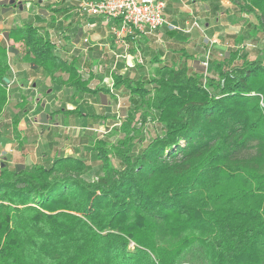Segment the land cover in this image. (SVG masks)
Here are the masks:
<instances>
[{"label": "trees", "instance_id": "obj_1", "mask_svg": "<svg viewBox=\"0 0 264 264\" xmlns=\"http://www.w3.org/2000/svg\"><path fill=\"white\" fill-rule=\"evenodd\" d=\"M232 1L244 28L224 49L203 35L157 47L131 69L119 64L115 93L92 90L93 72L42 25L8 29L23 61L71 90L75 108L56 105L66 114L83 115V96L101 89L128 105L98 115L110 117L105 134L116 131L82 139L89 157L0 161V264H264V0ZM2 31L0 123L9 115L18 135L30 95L11 80Z\"/></svg>", "mask_w": 264, "mask_h": 264}, {"label": "crops", "instance_id": "obj_2", "mask_svg": "<svg viewBox=\"0 0 264 264\" xmlns=\"http://www.w3.org/2000/svg\"><path fill=\"white\" fill-rule=\"evenodd\" d=\"M29 1H31V3L33 2V0ZM80 1L81 0L49 1V3H54V7L61 8V10L52 13V11H50L51 9H49L48 15L43 16L40 12L42 7L45 6L44 3H48V0H39L40 4H37L36 6L38 12L34 14L36 17L39 15L42 16L43 20H41L43 22L38 23L33 21V23L42 25L49 31L51 39L58 43L59 53L66 56L72 55L73 52L79 54L81 71L83 73L90 71L93 72V77L89 84L90 88L93 90L107 85L103 82L105 76H109L112 72H116L119 68V64H123L121 67V71L123 72L126 69H131L138 63L136 62L134 65L128 66L125 60L120 59L116 68L112 69L114 65L113 52L116 51L117 53H121L124 51V44L121 41H117V39L115 40V36L111 31V26L116 24V26L119 27L120 22L118 19H115L111 23H106L100 16H81L78 12V4ZM15 2L20 5V10H23L24 5H21V1H11L13 6L17 8L18 5H14ZM165 2L166 8L164 13L167 22L170 24L185 26L187 22L196 18L199 21H205V27L210 31L219 30L217 29V26L218 24H222V20L227 21L225 26L228 25L232 27L233 25H238V32L244 28L242 24L238 23L240 21H236V19L240 17V13L237 12L235 4L232 0H165ZM47 19L56 22L57 26L46 27L48 24L46 21ZM21 23H24V21H21ZM88 23L90 24V27H87ZM5 31L6 32H2V34L4 39L7 36L6 42L8 43V29H5ZM200 32V30L195 29L190 34H184L177 30H172L168 27V25H166L152 34H140L137 32L125 33L122 39L128 44L129 52L136 53L138 51L142 56V62H144V60H147V54H149L148 52L155 50L157 47L167 46L168 48L169 46H179L183 44L182 42L186 39L191 41H200L202 37ZM238 32L230 31V34H227L226 37L231 38L233 34H237ZM87 35L91 41L90 44H85L83 42V38ZM127 36H131L133 44L128 42V39L126 38ZM198 36H200V38ZM230 40H232V38ZM104 42H109V47L97 45V43ZM21 44V49H25L23 42ZM63 44L66 45L65 48L62 46ZM133 46L134 49L131 50ZM13 47L16 49L15 46ZM146 55L147 57H145ZM16 61V67L11 66L13 71L12 73H14L13 84L15 82L21 84L23 90L30 95L31 99H34L35 103L29 104L28 111L21 118L18 125V135L12 132L9 126V128L6 127V129H8L7 133L0 138V144L1 141L6 140V144L3 145L4 147L0 148V155L5 156L11 165L47 163L60 154L89 157L86 149L91 146L89 143H82L81 140L94 138V136H102L101 134H103L104 131L102 133H97L96 131L99 130L100 127L105 128L106 126L111 125V121L110 117L105 118V121L104 118H99L98 115L111 116L116 114V111H112V113H110V107L108 105H102L108 113L102 112L103 108H97L95 105H92L94 110L91 111L88 107L90 104L86 103L88 105L86 106L83 101L86 97H93L97 100L98 94L99 96L102 95L103 97H107L110 92H107L109 93L107 94L104 89H101L98 93L83 96V101L80 107L83 115H79V113L66 114L63 109L60 110V108L56 105L65 102L68 109H74V99L71 98V90L52 84L50 79L45 77L40 69H38L39 74H37V68H32L31 65L22 59H19L17 55ZM27 69L34 71L32 72L34 73L33 77L28 76V71H26ZM46 92H49V94L50 92L53 93L49 95ZM59 94H62L61 99H56ZM109 96L112 98V96L115 95L111 96L110 94ZM39 100L40 105H37L36 102ZM86 101L87 100L84 102ZM120 112H122V110ZM120 112L118 111L119 114ZM93 114H96L97 117H94ZM67 116H71V123L69 124L65 122V118ZM81 116L82 122L78 121V117ZM6 121H10L9 115ZM69 127L77 129L75 130V135L78 138L76 139V137H74L72 145L69 147H64V145L61 144L62 147L56 151L53 143L59 145V142L58 140L53 142V137L55 136L52 134L54 133V130H60L59 132L57 131V136L60 135L59 139L62 141V138H64V135L68 132ZM72 131L73 133L75 132L74 130ZM88 134L89 136H87ZM67 136L68 135H66V137ZM3 137L5 139H3ZM27 146H33L36 155H39L33 164L28 162L29 157H31L32 154H20L21 151L25 152L23 150H26ZM8 153L11 154L8 155ZM18 157L23 160L21 162L16 161Z\"/></svg>", "mask_w": 264, "mask_h": 264}, {"label": "built area", "instance_id": "obj_3", "mask_svg": "<svg viewBox=\"0 0 264 264\" xmlns=\"http://www.w3.org/2000/svg\"><path fill=\"white\" fill-rule=\"evenodd\" d=\"M165 8V0H81L78 4V12L83 17L100 16L106 23H111L115 19L119 20L120 26L112 25L111 31L115 40L117 39L124 44V51L121 53L113 52L114 65L112 69L116 68L120 59L125 60L128 66L142 62V56L138 51L136 53L129 52L128 44L122 39L125 33L152 34L166 25L170 29L184 34H190L195 29L203 31L200 21L196 18L187 22L185 26L168 23L164 13ZM87 27H90L89 23ZM203 37L205 42L210 45L217 42L207 36L205 32ZM83 42L85 44L91 43L88 35L83 38ZM97 45L109 47V42L97 43ZM207 60L202 62L205 68L208 66ZM113 74V72L109 74L105 81H107V86L111 92L115 93Z\"/></svg>", "mask_w": 264, "mask_h": 264}, {"label": "rangeland", "instance_id": "obj_4", "mask_svg": "<svg viewBox=\"0 0 264 264\" xmlns=\"http://www.w3.org/2000/svg\"><path fill=\"white\" fill-rule=\"evenodd\" d=\"M11 1L12 0H0V30H3L2 32L5 33L6 32L5 29L7 30V29H9L12 26L20 25L21 24V21H24V22L26 21V22H29V23H33V21H36L38 23L39 22L40 23L43 22L42 21L43 20L42 16L39 15V16L36 17L35 14H34V13H37L38 12L37 11V8H36L37 4H40L38 0H33L32 3L29 0L28 1L27 0H20L24 4L23 10H20V8L18 7L19 5L17 6V8H15L13 6V4L11 3ZM49 1H52V0H48V2ZM44 4H45V6L42 7V10H41L40 13L43 16H46V15H48V9L46 7V4L47 3H44ZM248 19L251 22H256V19H255V17L253 15H248ZM46 21L48 22V24L46 25V27L47 26L48 27H56L57 26L56 22H54V21H51L49 19H47ZM226 22H227L226 20H224V21L222 20V24H218L217 29H219V30H216L217 31L216 32L215 30H211V31L210 30H207V28L205 27V21H203V20L200 21L201 28L203 29V31L200 30L201 31L200 33L204 35V32H205V34L207 36H209L210 38H213L214 40H216L218 45L214 49H217L218 51H221L222 49H224V47H226L229 44V42H232L230 40L231 38L226 37L227 34H230L229 33L230 31L238 32V27H239L238 25L237 26L236 25H233L232 27L231 26H228V25L225 26ZM238 23L239 24H242L241 22H238ZM246 36H247V34H246ZM191 37L193 38L192 35H191ZM198 37L200 38V36H198ZM6 38H7V36H6ZM6 38H5V41H7ZM8 43H9V45L12 44L13 46L16 47V51H14L13 46H12V49H11L9 47V45H8V47H9V58H10V61H11V66L12 67H16V63H17V61H16V55L18 56L19 59H21V56L24 53V49H21L22 48L21 47L22 46V44H21L22 42L20 43L19 41H16L15 39L14 40H9L8 39ZM247 46H248L247 48L250 49V51H251V57L252 58L256 57L258 55V52L255 50V48H252V45H249V44ZM263 46H264V40H262L260 42V47H263ZM15 53H17V54H15ZM147 59H148V57H147ZM36 70H37L36 73L39 74V70L38 69H36ZM10 71L13 72L12 71V68L10 69ZM26 71H28V76H31V77L34 76V73H32L34 71L28 70V69ZM106 77L107 76H105V78L103 80L104 84H107L106 83L107 81H105L106 80ZM11 80H12V82L14 81V73H12V79ZM15 84H16V82H15ZM61 95L59 94L56 99H61ZM97 98L98 99L95 100L93 97H86L85 100H87L86 102L89 103L90 105L97 106V108H101L102 107L103 108L102 112H105V113H108V111H106L105 108L102 105H108L110 107V111L109 112L112 113V111H114V112L116 111V114H119L118 111L120 112L124 107H126L128 105L127 101L124 98H122V97H120V98L118 97L117 99H114V98H111L109 95H107V97H103L102 95L99 96V94H98V97ZM33 101H34V99H31V98L29 99V103L30 104L34 103ZM9 110L10 109L8 108L6 110V112L9 111ZM121 114H122V112H120V115ZM5 118L8 119V116H5L3 123H0V131L2 132L3 135H5L7 133V131H8V129H6V127H8V125L5 124V121H6ZM81 119H82V116L81 117H78V121H81L82 122ZM65 120H66L65 122L67 124L71 123L70 122L71 116H69V117L67 116L65 118ZM118 125L119 124H117V126ZM72 130L75 131L77 129L76 128L69 127L68 132H66V135H68V136L66 137V135H64V138H62V141L59 139L60 135L57 136L58 135V132L60 130H54V133L52 134V135L55 136V137H53L54 138L53 139V142L55 140L56 141L58 140V142H59L58 144L60 145L59 146L56 143H53L56 151L60 147H62L61 144H63L64 147H69V146L72 145V141H73L74 137H76V139L78 138L75 135L76 131L73 133ZM110 130H107V133L106 134L103 133V134H105V135H108V134L109 135H112L116 131V129H113L114 131H110ZM103 131H106V127L105 128L100 127V129L97 130L96 132L97 133H102ZM112 138L113 139H116V136H114V137L112 136ZM3 139H5V138L3 137ZM75 142H77V141H75ZM14 143H16V142H14ZM4 144H6V140L5 141H1L0 148H3L4 147L3 146ZM34 150L35 149H34L33 146H27L26 147V150L25 149L23 150L25 152H22L21 151L20 154H22V155L23 154H32L31 157H29V161L28 162H31V164H33V162L36 161V159L39 156V155H36V153H35ZM10 154L11 153H8V155H10ZM30 158H31V160H30ZM11 159H13V158H11ZM3 160H5V156L0 155V161H3ZM22 160L23 159L22 158H19V157L16 159V161H19V162H21Z\"/></svg>", "mask_w": 264, "mask_h": 264}, {"label": "water", "instance_id": "obj_5", "mask_svg": "<svg viewBox=\"0 0 264 264\" xmlns=\"http://www.w3.org/2000/svg\"><path fill=\"white\" fill-rule=\"evenodd\" d=\"M21 8H22V6H21Z\"/></svg>", "mask_w": 264, "mask_h": 264}]
</instances>
